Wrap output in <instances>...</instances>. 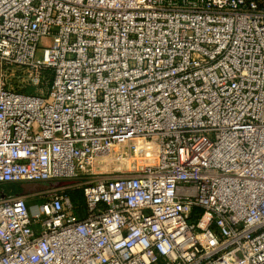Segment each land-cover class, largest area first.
<instances>
[{
	"label": "built area",
	"instance_id": "2783aa9c",
	"mask_svg": "<svg viewBox=\"0 0 264 264\" xmlns=\"http://www.w3.org/2000/svg\"><path fill=\"white\" fill-rule=\"evenodd\" d=\"M8 184L0 264H264V0H0Z\"/></svg>",
	"mask_w": 264,
	"mask_h": 264
},
{
	"label": "rangeland",
	"instance_id": "374dc122",
	"mask_svg": "<svg viewBox=\"0 0 264 264\" xmlns=\"http://www.w3.org/2000/svg\"><path fill=\"white\" fill-rule=\"evenodd\" d=\"M50 45H52V41L46 40V41H43L41 48L49 47ZM42 56H43V51H42V49H40L38 51V57L42 58ZM18 74H20V72L11 74L10 81H11L12 88L17 90V91H24L26 89V87H28L27 78L25 79L24 76L23 77H19ZM60 183L61 182H56V181L52 182L53 189L59 188V187H56V186L59 185ZM41 191L42 190L33 192L34 195L29 200V204H30V206L32 208H35L37 205H41L43 203V200H44L43 199V195H42L43 191L42 192ZM0 192L3 193V195H6V196H17V195H20L23 192V188H22L21 184L20 185L19 184H14L13 186L8 187V188H6L4 190L1 189ZM82 205H84V200H83V202L81 203L80 206H82ZM83 209H84V207H83Z\"/></svg>",
	"mask_w": 264,
	"mask_h": 264
},
{
	"label": "trees",
	"instance_id": "16d2710c",
	"mask_svg": "<svg viewBox=\"0 0 264 264\" xmlns=\"http://www.w3.org/2000/svg\"><path fill=\"white\" fill-rule=\"evenodd\" d=\"M46 76H47L48 78H50V77H51V73H50V72H46ZM24 92L27 93V94H34V92H35V88H33V87H28L27 89L24 90ZM13 185H14V184L0 185V190H1V189L4 190V189H6V188H8V187H11V186H13ZM69 194L71 195V197L73 198V200H74L77 204L81 205V203H82L83 200H84V196H83V192H82V190L70 191ZM2 196H3V193L0 192V199L2 198ZM82 206H83V205H82Z\"/></svg>",
	"mask_w": 264,
	"mask_h": 264
},
{
	"label": "water",
	"instance_id": "95a60500",
	"mask_svg": "<svg viewBox=\"0 0 264 264\" xmlns=\"http://www.w3.org/2000/svg\"><path fill=\"white\" fill-rule=\"evenodd\" d=\"M23 192L21 193L22 195L28 194L30 192H36L44 189V186L41 185H22ZM6 195H3L2 198H5Z\"/></svg>",
	"mask_w": 264,
	"mask_h": 264
}]
</instances>
